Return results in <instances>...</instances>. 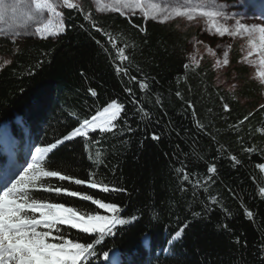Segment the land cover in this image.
I'll use <instances>...</instances> for the list:
<instances>
[{
    "label": "trees",
    "instance_id": "1",
    "mask_svg": "<svg viewBox=\"0 0 264 264\" xmlns=\"http://www.w3.org/2000/svg\"><path fill=\"white\" fill-rule=\"evenodd\" d=\"M81 2L118 47L129 45L125 54L132 60L131 75L145 79L149 89L140 92L138 84L117 73L121 61L116 48L76 13L69 21L75 27L59 37L16 44L0 40V56L11 61L0 69V166L11 161L5 142L12 145L9 152L14 156L44 147L78 125L69 113L81 119L104 114L103 108L116 99L125 105L123 118L115 122L117 128L65 142L52 157V169L78 178L92 172L98 182L126 189L106 194L71 186L118 204L121 215L130 220L96 246L91 264H262L264 195L259 189L264 187V170L256 165L264 163V131H260L264 112L238 125L239 131L230 127L258 107L259 87L247 81L232 93L215 85L211 69L193 64L188 57L193 37L189 32L137 18L134 22L146 28L141 32L122 17L96 14L92 0ZM177 91L183 99L176 96ZM132 99L139 100V105H133ZM186 101L194 104L196 117ZM223 103L229 104L230 112L223 111ZM141 105L147 116L137 111ZM195 120L206 126L209 135L195 127ZM128 127L133 131H127ZM152 132L161 139L152 140ZM249 146L257 151L246 153L243 149ZM231 156L240 164L233 166ZM211 163L217 167L215 183L207 181ZM181 167L191 173L190 181L177 173ZM197 180L199 186L193 187ZM52 183L60 182L53 178ZM210 197L217 203L212 204ZM66 201L80 211L96 209L90 202H77L78 198L58 202ZM246 209L253 212L252 218L245 215ZM99 212L111 215L103 209ZM185 224L182 238L174 247L168 245Z\"/></svg>",
    "mask_w": 264,
    "mask_h": 264
},
{
    "label": "snow or ice",
    "instance_id": "2",
    "mask_svg": "<svg viewBox=\"0 0 264 264\" xmlns=\"http://www.w3.org/2000/svg\"><path fill=\"white\" fill-rule=\"evenodd\" d=\"M23 4V15L26 19L18 26L23 31L12 26L0 28V39L16 44L23 35H38L41 39H48L51 36L59 37L75 27L69 21H71L72 13H76L83 17L91 30L107 37L108 42L116 48L121 61V64L116 65L117 73L127 76L130 83L138 84L140 92L149 89V84L145 79H138L137 76L131 75L132 60L129 55L125 54V49L129 45L118 47L112 34L105 31L104 26L98 23L93 11L87 9L81 0H23ZM94 4L96 14H112L107 18L122 17L141 32H145L146 28L134 22L137 18L162 24L175 23L178 28L180 22L183 21L186 25L196 26L200 31L213 37L246 40L247 47H241V51H246L243 60L256 56L261 64H264V18L249 21L240 13L232 12L227 0H161V2H155V0H94ZM19 9V0H14L13 3L0 0V21H4L8 12L15 14ZM64 10H67V15ZM54 18L55 27H53ZM79 27L83 29L84 24H80ZM45 33L48 35H44ZM96 43L99 44L100 41L97 40ZM191 43L197 52H199L198 45L204 46V50L215 58L214 68L224 69L230 65L228 49L232 48L231 43L225 46L222 40L218 41L216 48L221 49L219 55L216 48L209 47L201 39L193 37ZM189 59L196 60V57L191 55ZM125 61L128 62L127 66H124ZM10 63V60L5 59L0 67ZM196 64L199 65L198 60ZM184 68L188 70L189 64L186 63ZM259 75L261 77L260 86L264 87V72H260ZM88 91L91 96H97L94 89L90 88ZM126 91L131 97L133 89L129 87ZM176 96L183 99L179 91L176 92ZM220 99L223 101V97ZM131 103L139 105L140 102L132 99ZM186 103L187 108L192 110L193 117H196L194 104L191 101H186ZM222 106L224 112H230L228 103H223ZM137 111L143 113V116L148 115L142 105L137 108ZM260 112H264V103L259 104L255 110L248 112L237 124L230 125V127L239 131L238 125L250 121ZM103 113L109 114V119L104 124L97 123L99 112L97 115L83 119L76 113H69L78 120L77 126L61 138L55 139L54 142L44 147H37L32 154L31 162L27 163L22 170L14 169L0 174V264H91V258L97 256L96 246L102 245L106 236L114 235V229L118 225L124 226L130 223L129 219L121 215L122 210L118 204L105 202V199L96 198L94 194H89L87 191L73 190L71 186H86L87 189H98L106 194L125 192L126 189L110 187L106 183L98 182L93 178L96 174L92 172L88 173L87 178H78L60 168H51L52 157L55 156L59 146L65 142L77 137L87 139L91 133L97 131L108 133L117 128L115 122L123 118L125 105L113 99L103 108ZM195 127L204 135H209L206 126L199 120H195ZM127 131L132 132L133 129L128 127ZM151 139L159 141L161 137L156 132H152ZM239 139L242 141V137ZM92 143L98 142L92 140ZM243 150L249 154L257 151L251 146ZM230 159L233 166L240 164L236 156H231ZM256 167L264 170V163H259ZM176 171L184 181H190L191 173L187 172L185 167L178 168ZM206 171L207 181L215 183L216 164H208ZM53 178L60 183H52ZM199 184L197 180L193 187ZM204 190L207 191V187ZM259 192L264 195V187H261ZM64 197L78 198L77 202H90L91 205L96 206V209L80 211L75 206H69L67 201L58 202ZM210 201L212 204L217 203L215 197H210ZM99 209L106 210L111 215L100 214ZM193 215L198 216L199 213H193ZM245 215L252 218L254 214L246 209ZM187 226L185 224L177 230L167 244L174 247L175 242L182 238ZM224 227L227 228V225ZM89 240L91 242H88ZM236 243H240L239 238ZM246 245L245 241L244 246ZM162 250L169 251V249ZM103 256L108 259L109 253L104 251Z\"/></svg>",
    "mask_w": 264,
    "mask_h": 264
},
{
    "label": "rangeland",
    "instance_id": "3",
    "mask_svg": "<svg viewBox=\"0 0 264 264\" xmlns=\"http://www.w3.org/2000/svg\"><path fill=\"white\" fill-rule=\"evenodd\" d=\"M7 3H13L14 0H6ZM94 8L96 7L94 4V0H92ZM155 2H161V0H155ZM20 9L13 14L12 12H8L5 16L4 21H0V28H8L9 26L16 27L17 30L23 31L22 28L18 26L25 22V17L23 15L24 12V4L23 0H19ZM230 5L231 11L235 13H240L249 21H258L264 18V0H231V2H227ZM175 28L183 32H189L193 37L197 39H201L205 42L206 45L212 48H216L218 41H223L226 46L228 43L232 44V48L228 49L229 51V60L230 65L226 66L224 69H217L213 67L215 63V58L211 56L210 53H207L204 50L203 45H198L199 52L193 48L192 43L190 42L188 46V57L191 55H195L196 60L199 61V65H207L211 71L214 73V82L215 85L223 88L224 90L230 91L232 93H236L239 91L241 86L245 82H253L259 87L260 93L258 96V104L264 103V87L260 86V72H264V64H261L258 57L253 56L249 57L248 60H243V57L246 55V51H241V47H247L246 40H231L230 38L224 37H213L205 32L199 30L198 27L192 25H186L185 22H180V27L178 28L175 23L172 24ZM53 27H55V18L53 19ZM44 35H48L45 33ZM56 36H51L48 39H53ZM192 37V40H193ZM25 39H41L38 35H23L17 42L25 40ZM2 40V39H0ZM191 40V41H192ZM218 55L221 52V49L216 48ZM202 57V59H201ZM8 59L6 56H0V64H3V61ZM196 60H190L193 64H196ZM198 65V66H199ZM6 66V65H4ZM3 66V67H4ZM3 67H0L2 69ZM219 77V78H218ZM235 85V87H233ZM244 104L245 101L241 100ZM111 111V110H110ZM109 119V114L104 113L98 116L97 123L104 124ZM8 142H5L6 150L9 154V149L11 148ZM35 152V149H29L25 153H18V155L13 156L11 161L6 164L0 166V174H4L9 172V170H22L27 166V163H30L32 160V154ZM10 155V154H9Z\"/></svg>",
    "mask_w": 264,
    "mask_h": 264
}]
</instances>
